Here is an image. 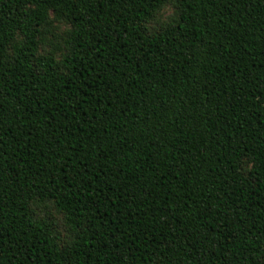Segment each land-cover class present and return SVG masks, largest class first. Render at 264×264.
<instances>
[{
  "label": "trees",
  "instance_id": "1",
  "mask_svg": "<svg viewBox=\"0 0 264 264\" xmlns=\"http://www.w3.org/2000/svg\"><path fill=\"white\" fill-rule=\"evenodd\" d=\"M0 264H264V0H0Z\"/></svg>",
  "mask_w": 264,
  "mask_h": 264
},
{
  "label": "rangeland",
  "instance_id": "2",
  "mask_svg": "<svg viewBox=\"0 0 264 264\" xmlns=\"http://www.w3.org/2000/svg\"><path fill=\"white\" fill-rule=\"evenodd\" d=\"M176 8L170 3L164 5L162 10L155 15V17L148 24L149 33L157 31L161 26L173 23L176 20ZM68 29V25L64 23L52 22L50 25V33L46 36L45 41L40 46L39 55H45L48 52H53L57 60L60 59L61 52L57 48L63 47L64 32ZM34 217L46 218L54 222L55 232L60 238V242L64 243L71 239V234L67 231L63 224V217L60 213L56 212L50 202L32 204Z\"/></svg>",
  "mask_w": 264,
  "mask_h": 264
}]
</instances>
